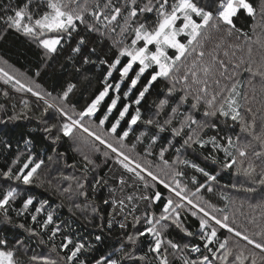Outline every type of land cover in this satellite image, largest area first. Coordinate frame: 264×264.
Instances as JSON below:
<instances>
[{"label":"snow or ice","instance_id":"obj_1","mask_svg":"<svg viewBox=\"0 0 264 264\" xmlns=\"http://www.w3.org/2000/svg\"><path fill=\"white\" fill-rule=\"evenodd\" d=\"M242 12L259 17L264 31V0H8L0 6V42L18 34L35 46L34 77L64 56L62 70L99 83L78 108L71 102L75 82L50 101L52 92L34 79L25 82L0 67L4 84L30 94L37 107L42 102L39 123L53 146L79 132L92 153L74 149L80 174L63 176L67 186L52 189L62 198L54 204L32 191L53 184L42 175L45 160L32 152V139H24V152L0 140L11 154L0 167V264H264V228L247 234L230 221L229 196L221 193L223 207L206 198L221 173L234 170L249 186L232 188L259 196L250 207L264 209V120L257 132L264 39L253 41L237 27ZM245 47L247 58L238 57ZM257 79L262 108L254 109ZM0 112L5 127L35 118L26 98L10 112L0 104ZM104 190L106 196L92 198ZM65 199L68 212H80L92 226L89 236L74 235L71 222L59 219ZM116 229L119 247L102 249ZM221 230L245 246L222 239Z\"/></svg>","mask_w":264,"mask_h":264},{"label":"trees","instance_id":"obj_2","mask_svg":"<svg viewBox=\"0 0 264 264\" xmlns=\"http://www.w3.org/2000/svg\"><path fill=\"white\" fill-rule=\"evenodd\" d=\"M255 2L259 3V0H255ZM6 3H8V0H0V6H3ZM235 23L243 32L248 33L252 37L253 41L257 39V36L264 39V31L261 30L259 17L253 20L242 12L239 18L235 20ZM214 40L215 37L213 38V41ZM240 43L246 44V40H241ZM237 56H244L247 58L246 47L243 52L237 51ZM253 56L257 62L260 61L261 49L259 48V45H253ZM0 58L3 61H7V64L13 69L24 73L29 79H34L36 83L41 85L42 89L52 92V97L54 98L68 82H75L77 84V88L71 96V102L76 103L78 108L82 107L86 99L90 97L99 87V83L96 80L89 83L82 78H78L74 72L62 70L61 66L66 63L64 56L58 57L50 68L41 73L40 77H34V73L39 62L38 50L34 45L28 43L26 38L18 36V34L10 36L7 42H0ZM245 76L247 77V74H245ZM255 87L257 98L256 101L253 102V107L254 109H259L262 108V105L260 103L261 90L258 79L255 81ZM246 90L251 91V89ZM0 104H4L10 112L12 104H18V101L13 96L5 98L2 94H0ZM17 110H19V108ZM33 111L35 118L31 120L8 122L6 127L2 124L0 126V140H9L13 145V150L18 148L19 151L24 152V139H32V152L39 158L45 160V173H42V175L45 176V179L52 180L53 182L52 188H48V186L45 185L42 188H33L32 191L38 197L47 198L54 204H59L62 198L52 190L57 185L64 186L63 183L61 184V177L59 174L67 170V165H75V167L69 168L76 173H79L81 158L76 154L67 138H62L57 145L53 146L51 142L46 139L47 134L42 131L43 126L39 123V119L41 118V108L35 107L33 108ZM1 117H3L4 120L7 119V117L4 116V113ZM49 117H51L50 113ZM262 120H264V111L257 113V132L260 131V124ZM33 129L36 130L33 131ZM53 148H55V151H53ZM57 153L60 155H57ZM10 155L11 154L4 151L3 146L0 145V167L4 166ZM49 156H51L52 159H55L56 164L54 165L55 169L53 170H49L48 168L50 165L48 164L50 162V160H48ZM109 166H111V163H109ZM211 167L209 170H211ZM103 171L107 172L108 169L104 168ZM257 171H259V168ZM218 179L219 184L216 187L215 192L206 194V198L211 199L213 203L223 207L226 202L221 199V193L229 196L231 202L228 203L227 212L230 217V221L234 219L236 222L235 226L240 228L242 231L247 229V234L252 235L264 228V216L261 215V213L264 212V209H254L250 207V204H256L258 202L259 196L252 198L251 194L245 193L242 190L237 191V189L232 188L233 184L237 185V188H240L241 185L248 187V178L243 175H235L233 170L221 173ZM106 195V190L98 191L97 193L92 194V198L98 199ZM63 203L64 207L58 209L59 219L71 222L74 235L89 236L92 226L87 225L84 215L77 212L76 216H72L68 212L69 201L65 199ZM249 221L252 222L250 223ZM192 224L195 226V221H192ZM119 236V230H114L111 236L104 241V244L101 246L102 249L111 251L113 247H119L117 243ZM220 236L222 239L226 236L230 237V243L232 245H236L238 243L240 247H244L246 244V242L239 240V238L231 236V234L227 233L226 230H221ZM57 243H59V240H57ZM248 248H251V246H248ZM37 251H40V249H37ZM53 257L55 258L54 254Z\"/></svg>","mask_w":264,"mask_h":264},{"label":"rangeland","instance_id":"obj_3","mask_svg":"<svg viewBox=\"0 0 264 264\" xmlns=\"http://www.w3.org/2000/svg\"><path fill=\"white\" fill-rule=\"evenodd\" d=\"M0 67H3V68H5V70L6 71H8V72H10L11 74H13V75H16V76H18L21 80H23V81H25V82H31V80L24 74V73H22V72H20V71H17V70H15V69H13L12 67H10L7 63L5 64L4 63V61L0 58ZM36 83V82H35ZM4 90H7V91H9V93H10V96L9 97H11V96H13L18 102H19V100L21 99V98H26V99H29L31 102H32V107L33 108H35V107H37V103H36V101H35V98L34 97H31V95L30 94H28V93H17V92H15L12 88H11V86L10 85H6V84H4L3 83V80H0V94H2V92L4 91ZM8 97V98H9ZM50 99V101H53L54 100V97H50L49 98ZM55 102H58V101H55ZM42 107H43V104H42V102H40V107H37V108H41L42 109ZM49 113L52 115V110H49ZM3 114V112H0V117H1V115ZM49 122L50 123H54V122H56L54 119L52 120V119H50L49 120ZM2 124H0V126H1ZM86 135L87 134H83V137H86ZM68 139V138H67ZM69 140V139H68ZM70 141V143H71V146H72V148L73 149H76V148H80L82 151H84V152H86V153H88V154H90V155H92V153H91V148H90V143L86 140V139H83L82 138V134L81 133H77L76 134V138L75 139H73V140H69ZM75 151V150H74ZM102 151H103V149H102ZM76 152V154L81 158V156H80V153L78 152V151H75ZM93 158L94 159H96V161H97V163H102V161H103V156L101 155V154H95L94 156H93ZM109 163H111V161H109ZM48 164H50L49 165V170H53V169H55V167H54V165L56 164L55 163V159H52V160H50V162L48 163ZM45 168V167H44ZM43 168V172L42 173H45V169ZM71 168H67V170L65 171V172H61L60 174H59V176L61 177L60 178V180H61V184L63 183L64 184V186H67V184L63 181V176H69V175H79L80 173H76L75 171H73V170H71ZM54 176V175H53ZM44 178H45V176H43ZM78 202H80V201H78ZM54 258V257H53Z\"/></svg>","mask_w":264,"mask_h":264}]
</instances>
